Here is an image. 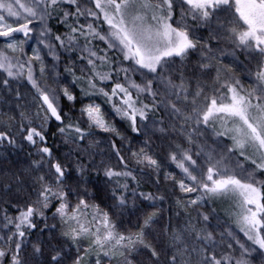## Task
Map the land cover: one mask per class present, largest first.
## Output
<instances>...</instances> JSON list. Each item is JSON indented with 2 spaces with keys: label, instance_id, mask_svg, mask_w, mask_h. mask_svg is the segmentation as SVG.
<instances>
[{
  "label": "snow or ice",
  "instance_id": "obj_1",
  "mask_svg": "<svg viewBox=\"0 0 264 264\" xmlns=\"http://www.w3.org/2000/svg\"><path fill=\"white\" fill-rule=\"evenodd\" d=\"M0 264H264V0H0Z\"/></svg>",
  "mask_w": 264,
  "mask_h": 264
}]
</instances>
